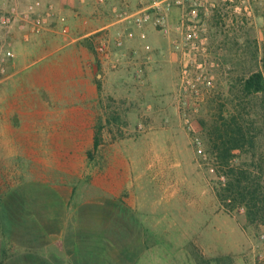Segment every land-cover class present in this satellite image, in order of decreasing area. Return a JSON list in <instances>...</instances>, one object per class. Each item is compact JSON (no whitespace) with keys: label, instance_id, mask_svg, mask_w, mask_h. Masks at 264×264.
<instances>
[{"label":"crops","instance_id":"crops-1","mask_svg":"<svg viewBox=\"0 0 264 264\" xmlns=\"http://www.w3.org/2000/svg\"><path fill=\"white\" fill-rule=\"evenodd\" d=\"M32 2L22 1L20 11ZM150 3L41 0L39 26L33 15L9 33L0 28V42L13 52L0 63V264L126 261L122 255L130 241L122 242V227L116 223L128 229L129 213L140 204L128 198L124 205L114 202L129 186V173L95 175L97 191L86 200L87 171L103 146V89L109 85L102 71L110 69V61L98 54L97 46L108 40L115 54H126L121 61L125 68L132 66L129 53L136 49L148 62L164 52V45L170 50L171 42L153 21L137 27L116 16L115 10L135 14ZM8 4L0 3V8ZM181 15L178 8L169 13L168 28L175 35ZM120 31L133 33L123 47L114 43ZM111 159L125 165L117 156ZM104 208L112 214L102 220Z\"/></svg>","mask_w":264,"mask_h":264},{"label":"rangeland","instance_id":"rangeland-1","mask_svg":"<svg viewBox=\"0 0 264 264\" xmlns=\"http://www.w3.org/2000/svg\"><path fill=\"white\" fill-rule=\"evenodd\" d=\"M229 4L207 0L197 19L176 35L169 30L170 50L164 45L151 62L136 49L129 68L102 71L109 84L103 146L87 171L86 200L97 191L95 175L129 173L114 202L140 204L129 213V230L116 223L125 231L122 242L130 241L127 251L122 243L124 264H264V225L246 228L244 210L224 206L216 193L222 171L210 132L233 112L239 82L261 69L264 57V0L250 16ZM253 104L259 112L261 97ZM113 114L118 121L108 123ZM257 146L261 152L264 141ZM112 156L125 165L113 164ZM110 214L99 213L102 220Z\"/></svg>","mask_w":264,"mask_h":264},{"label":"trees","instance_id":"trees-1","mask_svg":"<svg viewBox=\"0 0 264 264\" xmlns=\"http://www.w3.org/2000/svg\"><path fill=\"white\" fill-rule=\"evenodd\" d=\"M261 65V69L239 82L233 112L210 132L212 153L217 168L222 171L217 198L232 210H244L246 228L264 225V147L260 152L257 146L258 140L264 141V57ZM258 96L261 105L256 113L253 102ZM118 119L113 114L108 123ZM99 133L100 129L96 147Z\"/></svg>","mask_w":264,"mask_h":264},{"label":"built area","instance_id":"built-area-1","mask_svg":"<svg viewBox=\"0 0 264 264\" xmlns=\"http://www.w3.org/2000/svg\"><path fill=\"white\" fill-rule=\"evenodd\" d=\"M25 0H1V3L9 2L7 8H0V28L5 33H9L11 29L21 21H26L33 16L35 26L42 23V16L38 13L37 8L41 7V0H33L32 4L27 7L25 11H20V3ZM229 2V7L233 8V12L239 15L252 14L253 4L259 3L260 0H223ZM207 0H151L148 8L135 14L126 11L115 10L116 16L119 20L126 22L129 25L137 27L143 26L145 23L153 21L154 26L163 34L169 33L168 18L172 9L178 8L182 11L178 30L181 29L185 22H190L199 17V10L206 11ZM193 36L196 32L192 31ZM132 38L133 33L120 31L117 33L114 43L117 47H123L125 38ZM97 52L105 61H110V69H117L121 65L122 56L115 54L108 43V40L99 42ZM136 54V51H133ZM116 55V56H115ZM13 56L9 44L0 42V63H3L5 58Z\"/></svg>","mask_w":264,"mask_h":264}]
</instances>
